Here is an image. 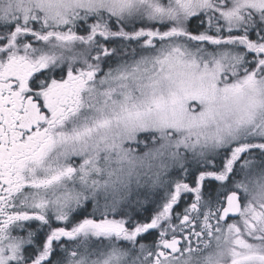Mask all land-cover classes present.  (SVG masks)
<instances>
[{
    "label": "snow or ice",
    "instance_id": "obj_1",
    "mask_svg": "<svg viewBox=\"0 0 264 264\" xmlns=\"http://www.w3.org/2000/svg\"><path fill=\"white\" fill-rule=\"evenodd\" d=\"M0 264H264V0H0Z\"/></svg>",
    "mask_w": 264,
    "mask_h": 264
}]
</instances>
